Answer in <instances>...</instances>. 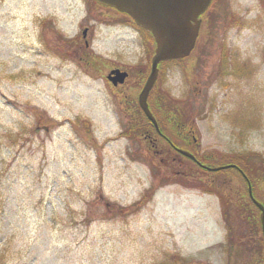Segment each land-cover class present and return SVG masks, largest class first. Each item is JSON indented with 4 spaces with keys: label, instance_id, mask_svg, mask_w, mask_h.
Segmentation results:
<instances>
[{
    "label": "rangeland",
    "instance_id": "374dc122",
    "mask_svg": "<svg viewBox=\"0 0 264 264\" xmlns=\"http://www.w3.org/2000/svg\"><path fill=\"white\" fill-rule=\"evenodd\" d=\"M111 10L0 0V264H243L260 234L237 170L217 179L128 134L150 63L143 33ZM206 13L197 48L163 65L149 100L172 140L176 123L193 128L200 160L259 176L264 0H213ZM112 66L129 71L117 88Z\"/></svg>",
    "mask_w": 264,
    "mask_h": 264
},
{
    "label": "water",
    "instance_id": "95a60500",
    "mask_svg": "<svg viewBox=\"0 0 264 264\" xmlns=\"http://www.w3.org/2000/svg\"><path fill=\"white\" fill-rule=\"evenodd\" d=\"M96 1L103 5L112 6L121 12L128 13L137 25L150 31L154 37L155 48L151 57V67L144 85L138 93V103L158 129L156 119L147 103V96L158 75V64L163 60L178 59L190 54L199 33L201 24L200 15L206 10L212 0ZM85 31L86 29L83 30V33ZM126 76L127 72L121 71L119 68L112 69L107 75L108 79L114 84L123 82ZM38 129L36 127V130ZM44 129L47 130L48 128L44 126ZM178 151L194 158L186 150L178 149ZM230 165L232 164L224 165V167ZM207 168L214 170L220 168V166ZM249 191H251L250 188ZM256 203L261 209L260 217L264 233V206L257 201Z\"/></svg>",
    "mask_w": 264,
    "mask_h": 264
},
{
    "label": "flooded vegetation",
    "instance_id": "af4514ba",
    "mask_svg": "<svg viewBox=\"0 0 264 264\" xmlns=\"http://www.w3.org/2000/svg\"><path fill=\"white\" fill-rule=\"evenodd\" d=\"M118 23L125 25V26L130 25L128 23L121 22V21H118ZM85 42L87 45L88 39H86ZM116 67H118V66H112V67H110V69L116 68ZM119 68L121 70H127V69H124L122 67H119ZM127 77H126V79H127ZM126 79H125V81H126ZM121 85L122 84L118 83L117 85H112V86L117 88ZM174 119H175V117H174ZM180 119L182 120L183 118L181 117ZM176 125L179 127L175 128V130H178V131L180 130L179 131L180 136L182 135L179 143H177L175 140H172L171 138H169L168 135L162 130H160L159 133L157 132V134H155L156 129H155L154 125L153 126L148 125V127L144 130V133H143V135H146L147 137L150 138V139L148 138V140H147V143L149 144L148 146L151 148L155 147L156 146L155 142L158 143V141H157V139H158L160 142H162L164 145H166V148H167L165 150V153L167 152L166 157L170 154L171 158L173 160H178V161L186 160L190 163L193 162L194 164H197V162L194 161L193 159L187 158L186 156H184V155H182L176 151L177 148H182V149L189 150L190 152L195 154V151L193 150V145H197L198 140H197V136L194 134L193 128L188 127L186 129V127H184L185 124H182V123H176ZM248 155L249 154L242 155V159L244 160V162L249 161ZM239 157H240V155H239ZM239 157H237V159H240ZM196 158L198 159L197 156H196ZM228 163L233 164L234 162L226 161L223 164H228ZM223 164H218V165H223ZM231 167L236 168L237 171H239L242 175H243V173L245 174V176L243 175V177H244V180L246 182V190L243 191L239 196L241 203L243 204V209H242L243 211L242 212L245 213V215H246V221H245L246 225L248 227H250L251 229L254 228L253 231H256L260 234L259 238L256 237V239H255L256 242L254 241L252 243H249V242L246 243L248 246V250H253L254 255L246 256L245 257L246 262H243V264L244 263H246V264H264V233L262 231V223H261V217H260L261 209L258 206V204L256 203V201H257L258 203H260L264 206V188L260 187V185H261L260 182H262L264 179V172H261V174H259V176H258L257 175L258 169H255L253 166L248 165L246 170H248V173L250 175H252V179H251L247 175V173L245 172V170L243 168L236 166V165H233ZM220 173L222 175H226L224 173V171L216 172L215 176L217 179L220 178V176H221V175H219ZM248 182L250 184L251 193L248 191ZM254 200H256V201H254ZM225 210H226V212L224 215H227L228 209H225ZM234 261L237 262L238 257H232V260L230 259V261L227 260V264H236V263H234Z\"/></svg>",
    "mask_w": 264,
    "mask_h": 264
},
{
    "label": "trees",
    "instance_id": "16d2710c",
    "mask_svg": "<svg viewBox=\"0 0 264 264\" xmlns=\"http://www.w3.org/2000/svg\"><path fill=\"white\" fill-rule=\"evenodd\" d=\"M126 17H125V19L128 22L134 24L133 21L127 15H126ZM206 19L209 21L210 20V17L209 16H206ZM139 28H140L139 30L143 33L144 43H146V47H147V61H148L147 63L149 64L150 63V57H151V54L153 52V44H154L153 43V38H152V35L150 34V32L146 31L145 29H143L141 27H139ZM181 60H183V59H178L177 61H181ZM172 61H175V60H172ZM169 62H170V60L162 61L159 64V66H161V70L163 68V65L166 64V63H169ZM153 91H154V88H153L152 92ZM158 122H159L160 125H162V122H161L160 118L158 119ZM146 124H149V121L145 117L143 119H141V120L136 121L135 124L133 123L132 127L127 130V131H129L128 134L135 132L133 129L137 130L138 132H141L142 129H144L146 127ZM205 158L207 159L208 157H205ZM207 161L209 162V158L207 159ZM208 164L209 165H212L211 163H208ZM242 167L245 170V172L247 174H249L248 173V170H246L247 165H243ZM229 170H232V168L229 169ZM225 218H227L226 215H225Z\"/></svg>",
    "mask_w": 264,
    "mask_h": 264
}]
</instances>
